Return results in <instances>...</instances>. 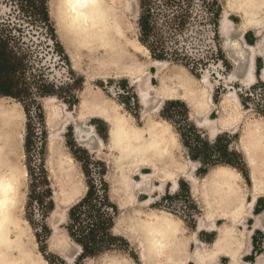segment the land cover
Instances as JSON below:
<instances>
[{"label": "rangeland", "instance_id": "374dc122", "mask_svg": "<svg viewBox=\"0 0 264 264\" xmlns=\"http://www.w3.org/2000/svg\"><path fill=\"white\" fill-rule=\"evenodd\" d=\"M113 1L116 7L120 5L121 0ZM50 2L51 0L46 1V7L54 33H51L47 25L38 18L33 17V10L28 8L25 0H0V24L4 27L7 24L14 26L13 30H7L18 39L16 48L24 59L22 71L16 73L14 77L22 101L0 97L10 104H18L22 113L20 162L24 165L26 174L19 185L16 215L18 221H23L27 225L29 248L39 264H76L81 250L67 232L69 210L85 196L88 185L97 188L101 178L108 186L110 199L112 180H117L116 175L119 173L123 176L124 167L135 158L134 151H137L138 142L137 139L129 137L130 135L126 137L127 139L119 137L118 145L109 152L112 160L108 164L94 154L93 144L101 143L109 147L111 143L108 138V125L102 119L94 118L95 115L88 114V111L81 115L84 102L95 96L112 105L119 115L129 120L145 136L147 134L144 129L149 123H168L166 128L169 133V145L164 147L163 151L158 149L157 142H153L152 146L159 154L160 162L168 166L167 171L172 172L173 176L169 180H164L161 190L150 189L160 186V181H154L146 189L122 197L125 204L122 209H118L116 204L109 200L117 209L111 233L123 238L129 246L116 243L118 248L116 251L95 258H85L79 264H110L113 260L118 261V264H145L139 257L136 243L128 241L129 232L126 229L128 225H134L133 227L137 225L139 228L138 225L141 223L146 225L145 233L143 229L135 228V237L140 239L146 235V239L142 241L144 246L147 245L146 259L154 264L168 262L167 251L172 249L175 240L195 237L196 231L193 232L191 229H194L195 224L197 226V219L202 215L199 203L191 196L190 191L188 193L190 185L184 179L185 172L190 171L199 180L211 169L222 166H213L217 159H227L238 167L245 189V201H250L248 172L242 156L235 147L242 123L251 120L264 121L258 113V109H264V87L259 85L262 81L256 75V67V80L251 86L243 87L238 80H229L234 66L229 61L227 52L223 51L222 30L227 24L230 27L232 25L230 43L234 49L240 46L245 48V44L253 46L257 40L256 34L254 30L240 26L235 0L202 2L193 0L183 25L178 27L175 23L168 28L162 16L156 21L157 37L161 40V47L170 53L165 59L159 60L139 42L138 1L122 0L124 7L120 35L148 72L156 73L157 70L152 68V63L158 61L166 64L160 71L161 75L167 76L170 71H177L184 73L190 81L198 85L200 81L206 79L211 86L210 92L204 94L205 98L207 94L210 95L209 106H204L203 114L195 116L187 108L183 98L178 96L159 99L150 94L152 101L144 106L136 86L131 84L128 78L98 74L97 65L89 57L87 46L79 44L76 40L75 48L65 49L60 36L55 33ZM242 3L248 6L250 0H244ZM11 44L14 46V43ZM69 53H72L76 60L77 68H74L69 60ZM257 60L263 66L261 58H255V65ZM151 84L158 87L154 79ZM232 90L235 91L239 102L237 108L239 107L238 110L242 114L241 125L234 133L225 131L210 138L208 131L198 127L197 122L200 119L216 121L221 112L222 101ZM248 91L251 97L241 100L240 97H244ZM143 113H146L145 116ZM51 114L54 118L48 117ZM164 117L170 119L172 124ZM76 126L88 130V137L91 138L89 145L77 142ZM176 131L180 132L187 147L183 146ZM53 132L54 138L51 139ZM217 137H220V140L216 143ZM146 138L148 140L149 137ZM225 145H228L227 151ZM233 150L241 158L234 155ZM189 154L199 157L202 162L190 159ZM59 163H63L70 170L78 187L85 188L84 192L69 203H66L65 199L68 186L63 184L58 176ZM42 170L46 172L48 181L43 178ZM150 172V169L142 170V173ZM173 178L177 180L176 190L171 188L170 181ZM126 180L130 183L138 182L140 177L130 173ZM262 200L264 199H261L259 204L261 207L264 205ZM144 201L148 203L145 204ZM164 213L178 219L179 229L175 233L177 235H174L177 238L168 240L163 238L167 235L158 232L155 236L159 242L154 245L155 238L150 239L153 228L147 233V224L161 218ZM80 218L84 219L83 216ZM118 221L122 223L118 225ZM202 239L208 240L209 237L202 235ZM196 244L194 241L191 251L195 249ZM149 245L152 249H149ZM168 246L171 249H166Z\"/></svg>", "mask_w": 264, "mask_h": 264}, {"label": "bare ground", "instance_id": "6f19581e", "mask_svg": "<svg viewBox=\"0 0 264 264\" xmlns=\"http://www.w3.org/2000/svg\"><path fill=\"white\" fill-rule=\"evenodd\" d=\"M243 1L235 0L238 6L236 15L240 18L241 27L254 30L257 37L256 43L253 46L245 44V48L242 46L232 48L230 39L233 27L232 25L227 26L228 24L223 27L222 35L224 37L223 51L227 52V57L234 66L229 80L236 79L240 85L248 87L256 80L255 58L263 60L259 79L264 82V0H250L248 6H244ZM123 7L122 0L118 7L113 0H51L50 13L54 17L55 33L60 36L65 49L75 48L76 40L79 44L87 46L89 50L87 54L96 63L98 74L128 78L130 83L136 86L144 106L151 103L150 94L159 99L178 96L183 98L187 108L195 116L201 114L204 106L211 102L209 94L206 98L204 97L205 92H210L211 89L206 79L203 80V78L198 85L190 81L184 73L177 71H170L167 76L161 75L160 71L166 67V64L158 61L152 63V68L157 70L156 73L148 72L120 35ZM69 60L74 68L78 67L72 53H69ZM153 79L158 87L151 84ZM238 103L235 91H229L221 103L219 118L216 121L200 119L197 126L205 128L210 138L225 131L236 132L241 125L242 118L239 107L237 108ZM87 111L88 114L92 113L95 115L94 118L98 117L108 125V138L111 142L109 147L101 143L97 145L92 143L94 154L106 164L112 160L109 152L118 145L119 137L122 139L130 135L129 137L137 139L138 142L137 151H134L135 158L124 167L123 176L117 172L119 173L116 175L118 179L111 182L113 189L109 192V198L117 208L122 209L125 205L122 197L142 191L154 181H160V186L150 187V189L161 190L164 180H169L173 174L167 171L168 166H164L165 163L160 162L159 154L156 153L152 144L157 142L156 145L159 144L160 151L169 145V133L166 128L168 123L146 125L144 131L149 137L147 140L146 136L129 120L119 115L112 105L100 98L95 96L88 98L84 102L81 115ZM145 114L143 113V116ZM48 117L54 118V115L51 114ZM22 124V113L18 104H10L0 97V264H39L28 245L27 225L23 221H18L16 215L19 185L26 174V169L20 162ZM75 129L77 142L89 145L91 138L88 137V130L80 126H76ZM50 138H54V132ZM235 149L240 153L246 165L250 182L248 187L250 201H245V189L240 173L231 166L222 165L211 169L199 180L190 171L183 174L184 179L190 185L191 196L197 200L203 210V215L197 219L199 230L206 229L214 232L216 230L215 219L218 217L231 220L232 225L241 223L244 216H247L252 209L256 199L264 197V121L251 120L242 123ZM144 169H150V174L142 173ZM57 172L62 183L68 186L66 203L75 200L81 192L85 191V188L77 186L73 174L63 163L57 165ZM130 173L138 175L140 180L130 183L126 180ZM170 184L171 188L176 190V178L171 179ZM54 200L57 201L56 197ZM261 219L264 221V213L255 217L256 224H260ZM177 221L178 219L169 213H164L161 218L147 224V233L153 228L150 239L155 238L154 245L159 242L155 236L158 232L164 233L161 235H167L163 238H168V240L177 238L174 236L177 235L175 233L179 229ZM117 223L120 225L122 222ZM124 223L127 225L126 221ZM139 225L138 227L145 233L146 225L143 223ZM133 226L128 225L126 228L129 232L128 241L136 243L139 257L145 264H154L146 259L147 245L144 246L142 242L146 239V235L137 239L135 228H139L137 225ZM240 239L234 227H226L219 230L211 249L194 239L197 244L190 252L186 251L185 246L179 243L180 239H178L175 240L172 249L169 246L166 248L171 249L167 251L169 261L160 264H185L188 257L192 258L194 264L204 262L207 264L213 260L218 251L234 248ZM118 263L113 260L110 264Z\"/></svg>", "mask_w": 264, "mask_h": 264}, {"label": "trees", "instance_id": "16d2710c", "mask_svg": "<svg viewBox=\"0 0 264 264\" xmlns=\"http://www.w3.org/2000/svg\"><path fill=\"white\" fill-rule=\"evenodd\" d=\"M46 1L47 0H25L28 8L33 10V17L38 18L40 22H42L44 25H47L51 33H54V28L50 24ZM137 1L140 9L139 17L137 20L139 29V42L150 51L152 56H154L155 58L157 57L159 60H163L168 57L170 53L167 52L168 50H166L164 47L163 49L161 47V40L157 37L156 21L160 16H162V18L165 19V25H167L168 28H170L169 26H172L175 23H177L178 27L183 25L188 17L190 4L193 0ZM198 1L202 2L203 0ZM7 29L11 31L14 29V26H11V24H7V26L4 27V25L0 24V96L9 97L16 100L17 102H21L22 100L19 94L20 90L16 89L14 77L16 76V73H20L22 71L24 67V59L16 48L18 39H16L15 36L11 34ZM11 43H14V46H12L13 44ZM56 45L58 44L56 43ZM171 53L172 55L175 54L174 52ZM261 67L262 65L260 64V61L257 60V76H259ZM259 85L264 87V83L262 82H259ZM251 89H253V87H251ZM245 97H251L250 91H248V93H246L244 97H240V99L242 100ZM242 105H244L243 101ZM258 113L264 119V109H258ZM164 119L170 121V119H168L167 117H164ZM176 132L180 135L183 146H186L180 132ZM219 140L220 137H217L215 139V142L217 143ZM224 147L227 151L228 145H225ZM233 153L234 155H239L235 151ZM189 156L192 160H198L199 162H202L199 157L190 154ZM216 165L232 166L238 171V167L232 164L227 159H217L213 166ZM206 171L207 169L205 170V172ZM41 173L43 178L48 181L46 172L42 170ZM50 193L51 192L49 190V198L51 201ZM93 196H95L96 201L95 198L93 199ZM109 200L108 186L105 180L101 178L97 188H95L91 184L88 185L85 196L69 210L67 232L71 240L77 246H79L81 250L76 264H79L85 258H95L104 253L116 251L118 249L116 243L124 244L126 247L129 246L123 238L114 236L111 233L114 218L117 216V209L115 205H113ZM259 211L260 209L256 207L255 213H259ZM81 216H83L84 219H81Z\"/></svg>", "mask_w": 264, "mask_h": 264}, {"label": "crops", "instance_id": "0c3cea01", "mask_svg": "<svg viewBox=\"0 0 264 264\" xmlns=\"http://www.w3.org/2000/svg\"><path fill=\"white\" fill-rule=\"evenodd\" d=\"M261 199L264 198H258L254 202L252 209L247 213V216H244L242 222L237 225H232V221L226 218L224 219V217L215 219L216 230L214 232L206 229L197 230L195 224L194 229H191L193 232L196 231L194 238L202 242L203 245L209 249L213 247L214 241L218 237L219 230L226 227H234L241 238L240 242L234 248L230 247L218 251L213 260L207 264H264V221L261 219L260 224H256L255 221L256 216H260L264 213V205L262 207L259 205ZM246 200H248V197ZM256 207L260 209L259 213H255ZM201 211L203 212L202 208ZM202 235L209 237V239H202ZM194 238H181L178 242L185 246L186 251L190 252L194 246ZM185 264H194L192 258L188 257Z\"/></svg>", "mask_w": 264, "mask_h": 264}]
</instances>
